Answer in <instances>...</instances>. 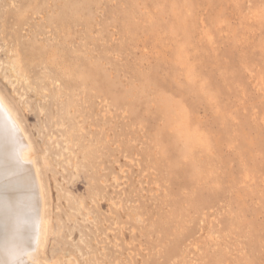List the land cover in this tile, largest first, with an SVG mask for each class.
Wrapping results in <instances>:
<instances>
[{
	"label": "rangeland",
	"instance_id": "1",
	"mask_svg": "<svg viewBox=\"0 0 264 264\" xmlns=\"http://www.w3.org/2000/svg\"><path fill=\"white\" fill-rule=\"evenodd\" d=\"M0 92V264H264V0H0Z\"/></svg>",
	"mask_w": 264,
	"mask_h": 264
},
{
	"label": "bare ground",
	"instance_id": "2",
	"mask_svg": "<svg viewBox=\"0 0 264 264\" xmlns=\"http://www.w3.org/2000/svg\"><path fill=\"white\" fill-rule=\"evenodd\" d=\"M0 94H1V92H0ZM3 97H4V95L3 96L0 95V102H1V104H3V106L0 105V116L3 117V115H4V116L7 117L8 120H10L9 119L10 117L8 116V114L9 115H14V113L12 111H15V110L10 109V107L8 106L10 104H7L5 98H3ZM16 119L19 120L18 116H17ZM16 119L14 118V120H15L14 122H15V124L18 125L19 123H18V120H16ZM1 120H3V119H1ZM7 122L8 121H6L4 123L3 122L0 123V179H5L6 178V176H3L2 173H5V172L14 173V174L18 173L19 172V168L17 169V167H19L20 165L21 166H25V167L26 166L30 167V166L33 165L34 168H35L36 174L39 175V171L37 173V169L38 168H36V164L34 162V157H33V150H34L33 148H34V146H32V142L30 141L28 143L24 142L23 144H20V139L17 136L14 124L12 123V125H10ZM19 122H20V120H19ZM27 139L29 140V138H27ZM29 181H30L29 177H26V178H24V180L21 181V191L23 192V197H29V192L31 191V187L29 186V183H30ZM38 181H39V186H41L42 183H40V180H38ZM42 190H43V188H42ZM14 197H15V195L13 193H10L9 198H14ZM42 197H44V196H42ZM2 198H4V196H2L0 194V199H2ZM0 202H1V200H0ZM44 202H45V199H44ZM2 207H4V206L0 203V211L2 210ZM44 209H45V207H44ZM45 211L46 210H44V212ZM45 215L46 214H44V216ZM44 216H43V220H45L48 223V221L46 219H44V218H46ZM45 221H43L44 224H43L42 227H44V225L46 227L47 223ZM0 222H1V217H0ZM0 225H1V223H0ZM33 226L34 227L36 226V224L34 222H32V228H33ZM47 226H48V224H47ZM46 228H48V227H46ZM46 228H44V231L46 230ZM42 231H43V228H42ZM44 231H43L42 234H45ZM40 236H41V234H40ZM45 236H46V234H45ZM45 236L43 237V239L42 238H41V240L39 239V241H40L39 243H41L42 240L43 241L45 240ZM40 245L41 244H39V246ZM41 248H43V246H40L39 250ZM37 250H38V248H37ZM39 252L40 251H38V253ZM38 253H37V255H38ZM64 264H77V263H75L72 260V258L69 257V258H66V262H64Z\"/></svg>",
	"mask_w": 264,
	"mask_h": 264
}]
</instances>
